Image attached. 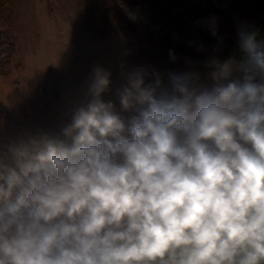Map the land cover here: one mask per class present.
Segmentation results:
<instances>
[{
  "label": "clouds",
  "instance_id": "1",
  "mask_svg": "<svg viewBox=\"0 0 264 264\" xmlns=\"http://www.w3.org/2000/svg\"><path fill=\"white\" fill-rule=\"evenodd\" d=\"M237 35L242 78L225 64L227 82L173 76L179 95L158 97L136 70L127 118L94 69L66 139L0 163V264H264V51Z\"/></svg>",
  "mask_w": 264,
  "mask_h": 264
},
{
  "label": "rangeland",
  "instance_id": "2",
  "mask_svg": "<svg viewBox=\"0 0 264 264\" xmlns=\"http://www.w3.org/2000/svg\"><path fill=\"white\" fill-rule=\"evenodd\" d=\"M15 9V47L6 59L8 74L0 75L4 165L14 167L21 152L35 151L46 139H66L63 128L92 99L90 86L97 67L111 73L101 99L111 102L124 118L135 114L123 110L120 94L136 70H144L145 86L153 87L158 97L179 95L167 64L175 76L187 77L190 90L227 82L223 69L208 72L166 58L157 41V24L139 12H128L136 23L134 33L105 36L98 0H17ZM245 60L243 54L229 68L228 80L242 78Z\"/></svg>",
  "mask_w": 264,
  "mask_h": 264
},
{
  "label": "trees",
  "instance_id": "3",
  "mask_svg": "<svg viewBox=\"0 0 264 264\" xmlns=\"http://www.w3.org/2000/svg\"><path fill=\"white\" fill-rule=\"evenodd\" d=\"M16 2L0 0V75L8 74L6 59L15 47ZM98 8L105 36L136 31L128 12H139L154 21L163 55L182 66L212 72L225 64L233 67L243 54L247 59L238 26L252 33L264 51V0H98ZM212 18L216 35L211 31ZM3 46L7 49L1 50ZM165 66L170 68L171 78L175 76L173 67Z\"/></svg>",
  "mask_w": 264,
  "mask_h": 264
}]
</instances>
